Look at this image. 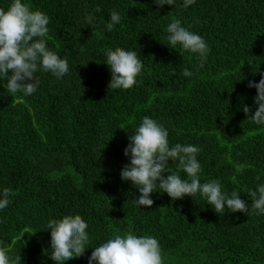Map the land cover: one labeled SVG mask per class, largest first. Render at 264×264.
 Listing matches in <instances>:
<instances>
[{
    "label": "trees",
    "instance_id": "trees-1",
    "mask_svg": "<svg viewBox=\"0 0 264 264\" xmlns=\"http://www.w3.org/2000/svg\"><path fill=\"white\" fill-rule=\"evenodd\" d=\"M24 2L50 17L47 44L70 71L62 79L38 72L32 96L0 95V187L12 193L0 211V248L23 264H54L46 222L71 214L88 223L92 247L131 231L158 239L163 264H264V215L218 214L199 195L172 200L158 187L153 205L138 207V189L120 178L128 137L149 116L168 129L170 143L200 149L201 182L219 179L250 206L246 192L264 182V127L238 106H253L256 89L247 84L264 72V0H196L187 9L182 0L159 9L153 0ZM113 11L122 23L109 32ZM174 19L210 45L203 68L162 39ZM107 48L137 52L143 68L132 88L109 91ZM185 68L191 77L181 75ZM93 250L68 264H87Z\"/></svg>",
    "mask_w": 264,
    "mask_h": 264
},
{
    "label": "clouds",
    "instance_id": "clouds-1",
    "mask_svg": "<svg viewBox=\"0 0 264 264\" xmlns=\"http://www.w3.org/2000/svg\"><path fill=\"white\" fill-rule=\"evenodd\" d=\"M195 3L196 0H182V7L187 9ZM153 4L159 9L175 5L176 0H153ZM94 19L92 14L85 16L91 27ZM49 23L50 17L45 12L32 10L24 0H11L6 8H0V86L6 90L0 95L32 96L40 87L36 75L40 71L50 73L56 79H62L69 73L67 58H61L47 44ZM121 23V15L113 11L105 28L111 32ZM163 31L165 35L162 39L166 40V45L194 54L197 66L204 67L210 45L192 30V25L184 26L180 19H174L167 23ZM104 57V63L112 74L109 91L127 90L138 83L137 77L142 73L143 64L135 50L107 48ZM181 75L191 77L193 72L185 68ZM260 76L259 82L249 80L247 84L248 88L256 89L253 106L242 103L238 110L249 114L252 124L264 127V72ZM128 141L123 150L128 163L121 169L120 178L138 189L139 196L134 199L136 206L153 205L151 193L157 192L155 189L158 187V192L166 193L172 200L199 195L218 214L227 210L264 215V182L246 192L251 199L250 206L241 199L240 192L223 191L219 179L201 182L202 166L197 158L200 149L194 144L170 143L168 129L157 119L142 117ZM169 161L175 164L176 171L170 169ZM166 172L170 174L165 176ZM180 172L184 173V178ZM256 179L259 181L260 177ZM11 195L9 188L0 187V211L9 206ZM88 228L86 220L79 215L68 214L47 220L44 229H50V241L45 252L54 264H68L74 258L83 256L90 247L94 250L88 256L87 264H163L159 241L151 235H137L131 231L113 234L99 246L92 247ZM0 264H23V261L20 254L11 256L8 250L0 248Z\"/></svg>",
    "mask_w": 264,
    "mask_h": 264
}]
</instances>
